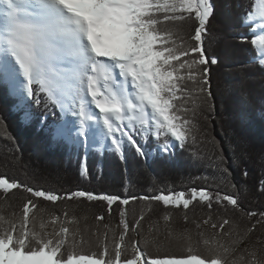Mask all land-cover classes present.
<instances>
[{
    "label": "snow or ice",
    "instance_id": "6c2138e0",
    "mask_svg": "<svg viewBox=\"0 0 264 264\" xmlns=\"http://www.w3.org/2000/svg\"><path fill=\"white\" fill-rule=\"evenodd\" d=\"M0 5V84L18 101L14 107L24 111L22 119L31 118L27 101L35 100L39 105L43 94L46 104L60 110L58 131L69 130L72 142L85 149L94 146L123 159L125 143L138 155H146L137 136L144 141L153 136L162 155L168 154L174 143L183 148L189 140L195 142L199 131L195 117L201 103L212 98L209 59L203 48L214 13L211 0H0ZM185 21L195 22L190 39L180 28L163 27ZM242 25L249 28L250 43L260 57L250 62L264 68V0H252L251 8L242 14ZM241 37L247 40L243 33ZM222 172L228 173V169L222 168ZM81 175H86V167L82 166ZM232 187L237 188L235 184ZM14 189L36 199H28L16 219L0 215V264H264V252L240 248L256 224L264 223V213L259 214L256 224L243 230L227 218L222 217L219 224L213 222L211 227L219 232L199 234L198 243L210 253L207 257L192 254L193 239L188 230L179 234L186 242L187 255H161V244L151 236V227L142 240L129 243V233L140 235L144 215L130 225L125 209L120 211L119 237L113 236L114 257L107 231L102 241L96 233L101 252L79 255L75 251L84 243L83 237L78 240L79 229L69 226L78 223L75 217L53 214L45 220L42 216L38 225L35 219L37 211L46 212L39 207L40 199L56 203L61 198L101 200L109 211L114 203L126 206L136 199L185 209L199 200L209 209L215 202L249 218L256 216L255 212H244L238 196L192 188L190 198L184 192L172 191L121 198L83 190L61 197L0 177V191L7 195ZM260 190L264 192V181ZM48 225L52 226L50 232ZM141 244L144 248L153 245L157 254L150 255ZM66 247L71 250L65 258ZM128 248L131 258H124Z\"/></svg>",
    "mask_w": 264,
    "mask_h": 264
},
{
    "label": "trees",
    "instance_id": "16d2710c",
    "mask_svg": "<svg viewBox=\"0 0 264 264\" xmlns=\"http://www.w3.org/2000/svg\"><path fill=\"white\" fill-rule=\"evenodd\" d=\"M211 2L214 13L207 24L203 48L209 59L212 98L208 103H201L195 117L199 128L195 142L189 140L183 148L174 143L168 154L160 153L158 142L151 135L146 141L140 136L135 137L145 145V156L138 155L127 143L123 159L108 150L85 149L58 131L60 110L46 104L43 94L39 105L35 100L27 101L31 118L25 120L22 119L24 111L14 107L18 101L9 95L6 86L0 84V177L52 191L61 197L83 190L121 198L172 191L184 192L190 198V189L207 188L213 193L238 196L244 212L257 213L249 218L231 206L225 209L213 202L209 209L199 200L192 201L185 209L182 205L166 207L162 202L136 199L126 206L114 203L109 211L107 203L101 200L61 198L52 203L40 199L39 207L46 212H36L37 225L42 216L47 220L53 214L76 218L78 223L69 226L73 230L79 229L77 239L82 236L84 243L77 246L75 254L101 252L103 249L98 245L96 233L102 241L107 231L109 251L114 257L112 241L114 235L119 237L117 226L121 209L126 210L130 225L142 213L144 215L140 235L129 233L128 242L142 240L151 227V236L161 244V255H187L186 242L179 234L188 230L193 239L192 254L207 257L210 253L205 245L198 243L201 240L199 234L210 236L219 232L218 228L211 227L213 222L219 224L222 217L227 218L243 230L261 219L259 214L264 213V192L260 190L261 181H264V68L258 62H250L253 57L258 61V53L250 43L249 28L242 25V14L251 8L252 0ZM163 27L180 28L185 38L190 39L195 22ZM241 33L247 37L246 41L242 40ZM212 58L217 63L211 64ZM188 86L192 87L190 82ZM82 166L86 167V175H81ZM225 167L228 173L222 172ZM233 184L237 188H233ZM28 199L36 198L22 189L11 190L7 195L0 191V215L16 219ZM165 215L170 219L165 221ZM97 217L103 219L97 220ZM209 217V223H204ZM51 230L52 226L48 225L47 231ZM141 247L150 255L157 254L151 244L146 248L141 244ZM240 248L264 252V223L256 224ZM70 250L69 247L64 249L65 258ZM124 258H131L130 248L124 252Z\"/></svg>",
    "mask_w": 264,
    "mask_h": 264
},
{
    "label": "rangeland",
    "instance_id": "374dc122",
    "mask_svg": "<svg viewBox=\"0 0 264 264\" xmlns=\"http://www.w3.org/2000/svg\"><path fill=\"white\" fill-rule=\"evenodd\" d=\"M259 58H260V57L258 56V59H259ZM59 132H60L61 134L65 135V136H66L67 138H69L70 140H72L70 134L67 133L66 130L59 131ZM90 147H94V146H90Z\"/></svg>",
    "mask_w": 264,
    "mask_h": 264
},
{
    "label": "bare ground",
    "instance_id": "6f19581e",
    "mask_svg": "<svg viewBox=\"0 0 264 264\" xmlns=\"http://www.w3.org/2000/svg\"><path fill=\"white\" fill-rule=\"evenodd\" d=\"M3 6L2 5H0V8H2ZM94 107V106H93ZM96 111H98V110H96ZM69 119H71V117H69ZM66 130V132L67 133H69V130H67V129H65Z\"/></svg>",
    "mask_w": 264,
    "mask_h": 264
}]
</instances>
